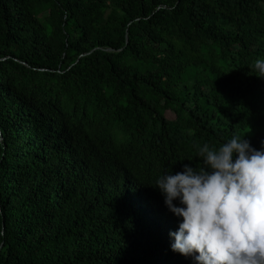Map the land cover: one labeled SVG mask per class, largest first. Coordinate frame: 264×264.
<instances>
[{"label": "trees", "instance_id": "16d2710c", "mask_svg": "<svg viewBox=\"0 0 264 264\" xmlns=\"http://www.w3.org/2000/svg\"><path fill=\"white\" fill-rule=\"evenodd\" d=\"M261 58L264 0H0V264H192L155 180L264 149Z\"/></svg>", "mask_w": 264, "mask_h": 264}, {"label": "clouds", "instance_id": "9594fccd", "mask_svg": "<svg viewBox=\"0 0 264 264\" xmlns=\"http://www.w3.org/2000/svg\"><path fill=\"white\" fill-rule=\"evenodd\" d=\"M264 79V58L253 66ZM233 135L197 149L201 166L161 174L154 188L180 218L171 251L192 264H264V149ZM2 235V232H0Z\"/></svg>", "mask_w": 264, "mask_h": 264}, {"label": "rangeland", "instance_id": "374dc122", "mask_svg": "<svg viewBox=\"0 0 264 264\" xmlns=\"http://www.w3.org/2000/svg\"><path fill=\"white\" fill-rule=\"evenodd\" d=\"M167 116L168 118H171V119L173 118V115L171 113H169Z\"/></svg>", "mask_w": 264, "mask_h": 264}]
</instances>
